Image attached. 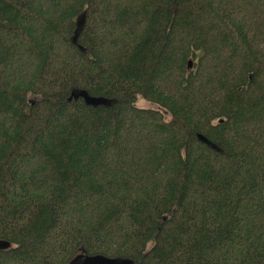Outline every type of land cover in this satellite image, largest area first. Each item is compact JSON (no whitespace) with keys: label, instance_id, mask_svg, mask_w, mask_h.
Listing matches in <instances>:
<instances>
[{"label":"trees","instance_id":"1","mask_svg":"<svg viewBox=\"0 0 264 264\" xmlns=\"http://www.w3.org/2000/svg\"><path fill=\"white\" fill-rule=\"evenodd\" d=\"M0 241L264 264V0H0Z\"/></svg>","mask_w":264,"mask_h":264},{"label":"water","instance_id":"2","mask_svg":"<svg viewBox=\"0 0 264 264\" xmlns=\"http://www.w3.org/2000/svg\"><path fill=\"white\" fill-rule=\"evenodd\" d=\"M85 22H86V15L85 13H82L81 16L78 17L76 22L77 26L75 29V33L72 37L73 43L78 44V37L85 25ZM79 46L82 51H86V48L84 46L80 44ZM192 64H193V60L190 59L188 62V67L191 68ZM78 97H82L86 103L92 105L102 104L107 101V98L105 96L92 95L84 88L78 89L77 91H72L68 99H72V98L76 99ZM198 138L203 142H205L206 144H208L209 146H211L212 148L216 150H220V147L203 133H198ZM7 246H9V242L0 241V248H4ZM68 264H140V263L127 256H122V255L109 256L103 253L91 254L88 253L86 250H83L77 253L74 257H72L71 260L68 262Z\"/></svg>","mask_w":264,"mask_h":264},{"label":"rangeland","instance_id":"3","mask_svg":"<svg viewBox=\"0 0 264 264\" xmlns=\"http://www.w3.org/2000/svg\"><path fill=\"white\" fill-rule=\"evenodd\" d=\"M137 104L139 106H144V107H152V108H156L157 106L153 103H150L149 101L143 99L142 97H139Z\"/></svg>","mask_w":264,"mask_h":264}]
</instances>
